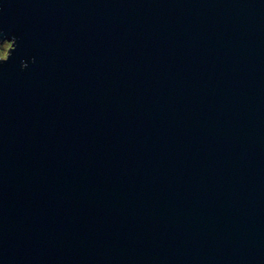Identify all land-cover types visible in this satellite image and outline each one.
<instances>
[{
    "label": "water",
    "instance_id": "water-1",
    "mask_svg": "<svg viewBox=\"0 0 264 264\" xmlns=\"http://www.w3.org/2000/svg\"><path fill=\"white\" fill-rule=\"evenodd\" d=\"M0 7V264H264V0Z\"/></svg>",
    "mask_w": 264,
    "mask_h": 264
},
{
    "label": "flooded vegetation",
    "instance_id": "flooded-vegetation-1",
    "mask_svg": "<svg viewBox=\"0 0 264 264\" xmlns=\"http://www.w3.org/2000/svg\"><path fill=\"white\" fill-rule=\"evenodd\" d=\"M0 13H1V7H0ZM2 34H3V30L0 28V49L3 48L5 44H9L10 48L8 49L6 56L0 58V61L7 58L9 51L13 47V43L15 41L14 37L12 36L7 37L6 35L2 37Z\"/></svg>",
    "mask_w": 264,
    "mask_h": 264
},
{
    "label": "rangeland",
    "instance_id": "rangeland-1",
    "mask_svg": "<svg viewBox=\"0 0 264 264\" xmlns=\"http://www.w3.org/2000/svg\"><path fill=\"white\" fill-rule=\"evenodd\" d=\"M9 48H10V45H9V44H5V45L3 46V48L0 49V50H1V51H0V58L6 56L7 51H8Z\"/></svg>",
    "mask_w": 264,
    "mask_h": 264
}]
</instances>
